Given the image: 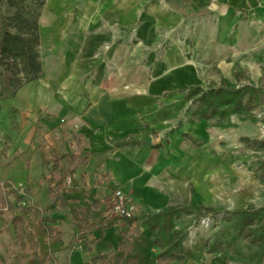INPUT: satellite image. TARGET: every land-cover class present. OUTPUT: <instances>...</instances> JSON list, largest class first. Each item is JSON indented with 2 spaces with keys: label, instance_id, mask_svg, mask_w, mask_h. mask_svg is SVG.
Returning <instances> with one entry per match:
<instances>
[{
  "label": "crops",
  "instance_id": "1",
  "mask_svg": "<svg viewBox=\"0 0 264 264\" xmlns=\"http://www.w3.org/2000/svg\"><path fill=\"white\" fill-rule=\"evenodd\" d=\"M39 28L44 75L1 102L2 182L13 181L19 160L30 166L38 153L46 201L36 204L41 184L32 175L15 183L26 182L34 205L48 209L61 230L60 240L50 242L41 220L35 229L41 256L54 255L56 264H98L100 254H122L117 247L124 241V219L104 229L99 219L88 236L94 239L89 250L78 244L82 236L72 214L100 201L107 219L117 182L144 209L132 227V256L136 264H157L160 251L143 219L167 209L166 189L182 179L181 143L205 145L194 131L213 121L194 119V110L183 108L191 88L182 90V53L199 51L200 29L213 36L207 38L208 51H259L264 0H46ZM169 67L173 75L166 74ZM57 164L68 173L58 189L66 206L55 205L50 193L47 177ZM3 243L8 253L7 236L0 238ZM2 262L9 263V254Z\"/></svg>",
  "mask_w": 264,
  "mask_h": 264
},
{
  "label": "rangeland",
  "instance_id": "2",
  "mask_svg": "<svg viewBox=\"0 0 264 264\" xmlns=\"http://www.w3.org/2000/svg\"><path fill=\"white\" fill-rule=\"evenodd\" d=\"M202 23L206 27L210 22ZM206 31L200 29L199 36L195 35L199 40L197 52L189 49L192 47L190 38L183 40L189 50L182 53V90L190 87L206 92L219 88L226 79L236 88L249 86L264 91V44L254 53L208 51L207 38L213 36H208ZM167 70V75H173L174 69L169 67ZM173 90L167 89L168 92ZM201 92L190 101H184L183 108L202 107ZM260 99H263L262 103L255 106L247 118L232 115L231 125L227 128H221L213 121L202 124L194 131V136L204 141L205 145L200 148L192 147L187 141L181 143L182 179L177 180L175 188L166 189L170 202L165 209L177 212L173 229L179 233L178 237L184 238L186 264H264L259 224L242 226L241 223L242 211L264 207V94ZM29 175L41 184L37 186L39 194L34 199L40 206L38 201H46L47 193L38 153L33 152L30 166L27 160H19L11 179L25 181ZM133 202L134 215H142L144 209ZM216 239L232 245L226 249V257L209 252ZM6 250L4 243L0 244V264L8 254ZM155 250L160 251L158 247Z\"/></svg>",
  "mask_w": 264,
  "mask_h": 264
},
{
  "label": "trees",
  "instance_id": "3",
  "mask_svg": "<svg viewBox=\"0 0 264 264\" xmlns=\"http://www.w3.org/2000/svg\"><path fill=\"white\" fill-rule=\"evenodd\" d=\"M46 0H0V110L1 102L14 98L17 92L26 84L38 80L44 75L40 59V28L39 19ZM199 88H191L188 99L200 94ZM199 100L202 107L194 109V119L213 120L217 126L231 125V116L237 115L245 119L250 111L260 105L264 94L257 87L245 86L236 88L229 80L224 79L219 88L201 92ZM67 171L60 165H54L51 175L47 177L50 183V193L54 204L66 206L69 202L58 193L67 176ZM9 183L3 184L0 178V236H7L8 264H30L31 259H41L39 264H56L54 255L40 254V242L36 237V226L42 221L46 227V235L50 242H57L61 230L53 224L48 209L40 210L31 203L22 204L24 197ZM101 202L96 201L89 207H78L72 210L75 223L82 236L78 244L86 249H92L94 239L89 237L97 229H104L115 223V219L103 218L100 210ZM177 212L167 209L143 219V225L154 233V245L160 248L157 264H186L184 238L174 232L173 218ZM142 219V215L125 218L127 228L123 231L124 241L117 247L122 252L116 254H100L95 262L98 264H136L138 259L132 256V227ZM242 226L259 224L260 242L264 245V207L251 211H242ZM12 235L13 238H12ZM232 245L216 239L210 245L209 252H218L226 257V249ZM127 256V258H126Z\"/></svg>",
  "mask_w": 264,
  "mask_h": 264
},
{
  "label": "built area",
  "instance_id": "4",
  "mask_svg": "<svg viewBox=\"0 0 264 264\" xmlns=\"http://www.w3.org/2000/svg\"><path fill=\"white\" fill-rule=\"evenodd\" d=\"M70 181L71 180L69 179L68 182ZM6 183H9L10 188L16 189L19 194L24 197V200L22 202L23 205H25L26 203L34 204L24 183H15L10 180L3 181V184ZM112 185L113 191L109 198L110 207L106 212V218L112 220L133 217L136 209L133 199L125 193V191L120 187L117 182H113ZM37 208L43 210V208L41 207Z\"/></svg>",
  "mask_w": 264,
  "mask_h": 264
}]
</instances>
